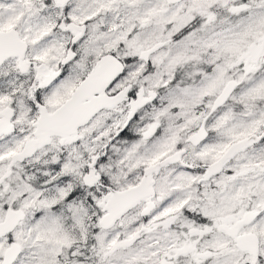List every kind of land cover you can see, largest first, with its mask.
<instances>
[{"label":"snow or ice","instance_id":"6c2138e0","mask_svg":"<svg viewBox=\"0 0 264 264\" xmlns=\"http://www.w3.org/2000/svg\"><path fill=\"white\" fill-rule=\"evenodd\" d=\"M0 264H264V0H0Z\"/></svg>","mask_w":264,"mask_h":264}]
</instances>
